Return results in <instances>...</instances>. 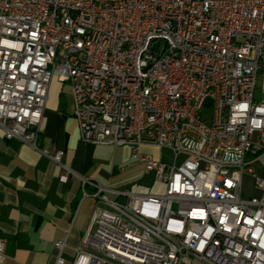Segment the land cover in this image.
I'll use <instances>...</instances> for the list:
<instances>
[{
	"label": "built area",
	"instance_id": "built-area-1",
	"mask_svg": "<svg viewBox=\"0 0 264 264\" xmlns=\"http://www.w3.org/2000/svg\"><path fill=\"white\" fill-rule=\"evenodd\" d=\"M54 79L71 84L84 144L128 147L163 187L81 177L96 204L71 264H264V0H0L6 140L39 149ZM45 154L66 184L64 152Z\"/></svg>",
	"mask_w": 264,
	"mask_h": 264
},
{
	"label": "crops",
	"instance_id": "crops-1",
	"mask_svg": "<svg viewBox=\"0 0 264 264\" xmlns=\"http://www.w3.org/2000/svg\"><path fill=\"white\" fill-rule=\"evenodd\" d=\"M73 111L71 84L54 79L39 149L8 141L0 130V243H5L6 255L0 264H58V241L65 243L61 256L71 264L96 204L93 198L83 199L80 178L96 179L115 191V184L134 181L142 173L143 166L131 163V151L124 146L127 163L117 175L111 161L96 153L99 146L82 142ZM58 150L74 172L66 184L60 183V167L45 154ZM254 170L264 180V156L254 163ZM256 177L243 178L247 198L261 195Z\"/></svg>",
	"mask_w": 264,
	"mask_h": 264
},
{
	"label": "rangeland",
	"instance_id": "rangeland-1",
	"mask_svg": "<svg viewBox=\"0 0 264 264\" xmlns=\"http://www.w3.org/2000/svg\"><path fill=\"white\" fill-rule=\"evenodd\" d=\"M96 153L101 155L102 157L109 159L111 161L112 168H116L117 175L121 171V169L126 165V150L122 147L118 146H99L96 149ZM153 154L156 158L161 157V155L165 156L166 161L170 162L168 159L171 153L168 150L162 151V153L158 150L153 151ZM182 158H180V163L182 162ZM107 167V165H105ZM110 168V167H109ZM142 173L140 177L134 181L128 182H118L114 186V190L118 193L124 192H139V193H147V192H156L160 193L163 191V187L156 181L155 176L152 173H145L144 167L141 168ZM112 198H116L114 194H112ZM120 201H125V198H121Z\"/></svg>",
	"mask_w": 264,
	"mask_h": 264
},
{
	"label": "bare ground",
	"instance_id": "bare-ground-1",
	"mask_svg": "<svg viewBox=\"0 0 264 264\" xmlns=\"http://www.w3.org/2000/svg\"><path fill=\"white\" fill-rule=\"evenodd\" d=\"M240 172L241 174H250V167L248 164H240Z\"/></svg>",
	"mask_w": 264,
	"mask_h": 264
}]
</instances>
